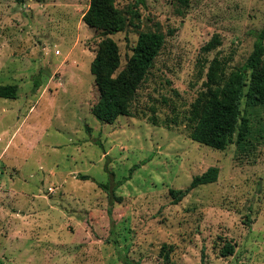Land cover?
<instances>
[{"label":"rangeland","instance_id":"1","mask_svg":"<svg viewBox=\"0 0 264 264\" xmlns=\"http://www.w3.org/2000/svg\"><path fill=\"white\" fill-rule=\"evenodd\" d=\"M114 2L127 20L109 35L117 71L139 32L165 42L131 114L105 123L91 113L101 36L82 21L89 0H0V85H17L0 97V264H264V128L224 150L189 136L205 60L227 73L245 62L264 0ZM211 166L216 181L173 203L170 188Z\"/></svg>","mask_w":264,"mask_h":264},{"label":"trees","instance_id":"2","mask_svg":"<svg viewBox=\"0 0 264 264\" xmlns=\"http://www.w3.org/2000/svg\"><path fill=\"white\" fill-rule=\"evenodd\" d=\"M82 21L99 31L101 36L90 63V71L99 94L97 102L91 107V113L100 121L113 123L118 116L131 114V103L136 90L163 47L165 36L158 31L139 32L126 65L117 71L120 66L119 50L109 35L124 29L127 21L125 15L115 6L114 0H89ZM219 43L220 39L214 34L200 51L208 52ZM263 55L264 24L256 31L252 50L241 66L227 73L224 59L214 56L211 60H205L208 65L204 89L190 105L189 136L192 140L217 150H224L232 142L246 147L251 137H255L253 124L257 125L258 138L262 136ZM16 92V84L0 85V97L15 98ZM242 103L244 109L241 108ZM218 172V167L211 166L203 173L193 176L185 189L170 188L173 203L180 201L191 189L216 181ZM165 250L163 249L164 257L168 259ZM233 252L234 246L230 242H226L221 248L224 256Z\"/></svg>","mask_w":264,"mask_h":264}]
</instances>
